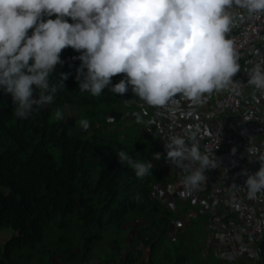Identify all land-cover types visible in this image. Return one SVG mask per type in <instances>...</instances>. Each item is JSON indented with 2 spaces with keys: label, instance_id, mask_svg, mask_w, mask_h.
<instances>
[{
  "label": "clouds",
  "instance_id": "clouds-1",
  "mask_svg": "<svg viewBox=\"0 0 264 264\" xmlns=\"http://www.w3.org/2000/svg\"><path fill=\"white\" fill-rule=\"evenodd\" d=\"M237 10L264 16V0H0V89L10 95L21 119L35 111L34 105L50 104L69 74L58 71L55 83L50 76L63 63L61 50L70 47L79 52L73 57L80 62L73 77L79 91L98 96L112 76L121 74L108 91L118 93L113 96L120 99L123 115L129 96L164 107L177 95L199 103L205 94L229 86L238 93L243 84L232 77L240 70L239 58L227 36ZM247 77L245 84L264 94V57ZM129 87L134 95L123 98ZM110 117L107 113L106 120ZM52 119L65 117L56 108ZM76 123L81 130L89 128L86 118ZM163 142L165 161L180 167L184 195L205 185L204 171L218 166L213 149L201 150L192 130L169 134ZM115 155L138 179L153 167L123 150ZM255 159L258 170L239 173L246 177L243 186L229 185L249 200L264 196V154Z\"/></svg>",
  "mask_w": 264,
  "mask_h": 264
},
{
  "label": "trees",
  "instance_id": "trees-1",
  "mask_svg": "<svg viewBox=\"0 0 264 264\" xmlns=\"http://www.w3.org/2000/svg\"><path fill=\"white\" fill-rule=\"evenodd\" d=\"M78 55L61 50L63 63L50 80L68 73L63 88L23 119L0 89V232H9L0 264H225L199 254L197 242L205 236L199 223L169 235L174 215L148 200L156 170L138 179L115 155L123 150L146 161L155 138L141 130L140 118L122 119L118 93L108 91L120 73L98 96L79 91L73 79ZM130 94L129 87L120 95ZM56 108L65 120L52 119ZM81 118L88 119L87 130L76 123ZM129 215L134 222L128 226Z\"/></svg>",
  "mask_w": 264,
  "mask_h": 264
},
{
  "label": "built area",
  "instance_id": "built-area-1",
  "mask_svg": "<svg viewBox=\"0 0 264 264\" xmlns=\"http://www.w3.org/2000/svg\"><path fill=\"white\" fill-rule=\"evenodd\" d=\"M237 17L227 36L239 58L240 70L232 77L243 84L238 93L229 86L205 94L199 103L177 95L164 107L129 96L123 101L127 109L122 118H140L141 130L144 127L156 140V149L146 160L158 179L148 197L174 215L169 235L191 229V221L181 216L184 213L199 216L204 218L201 226L207 233L197 242L203 258L225 264H262L259 244L264 237V196L249 200L229 185L243 186L246 177L239 173L244 169L251 173V163L259 162L255 158L264 154V94L245 84L247 70L264 57V16L249 17L237 10ZM186 130L196 133L201 150L213 149L218 163L204 171L205 185L189 195H184L179 184L180 167L165 161L163 142L167 135Z\"/></svg>",
  "mask_w": 264,
  "mask_h": 264
},
{
  "label": "water",
  "instance_id": "water-1",
  "mask_svg": "<svg viewBox=\"0 0 264 264\" xmlns=\"http://www.w3.org/2000/svg\"><path fill=\"white\" fill-rule=\"evenodd\" d=\"M259 166H260V162L251 163L250 165L251 173H254L256 170H258ZM262 192H264V189H262ZM259 252H260V257H261V263L264 264V237L259 244ZM83 264H106V263L99 261V260H91Z\"/></svg>",
  "mask_w": 264,
  "mask_h": 264
},
{
  "label": "crops",
  "instance_id": "crops-1",
  "mask_svg": "<svg viewBox=\"0 0 264 264\" xmlns=\"http://www.w3.org/2000/svg\"><path fill=\"white\" fill-rule=\"evenodd\" d=\"M181 216H183L184 219H188V220L191 221V227H192L193 224H194L193 226H196V225L199 223V227H200L201 231L205 232V235L207 234L206 231L203 230L204 228L201 226V224H202L204 218L199 217V216L193 218V217H190V216H189L188 214H186V213H184V214L181 215ZM202 238H203V237H202ZM202 238H201V239H202ZM201 239H199L198 242H199Z\"/></svg>",
  "mask_w": 264,
  "mask_h": 264
},
{
  "label": "rangeland",
  "instance_id": "rangeland-1",
  "mask_svg": "<svg viewBox=\"0 0 264 264\" xmlns=\"http://www.w3.org/2000/svg\"><path fill=\"white\" fill-rule=\"evenodd\" d=\"M128 226L131 225V223L134 222V219L131 215L127 217ZM186 232V231H185ZM174 233H172L173 235ZM9 237V232L7 231H1L0 232V244H2L7 238Z\"/></svg>",
  "mask_w": 264,
  "mask_h": 264
}]
</instances>
